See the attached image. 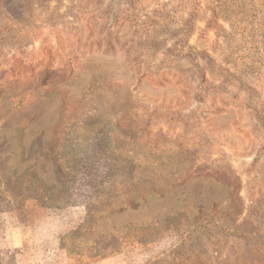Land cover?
I'll return each mask as SVG.
<instances>
[{
    "label": "rangeland",
    "instance_id": "1",
    "mask_svg": "<svg viewBox=\"0 0 264 264\" xmlns=\"http://www.w3.org/2000/svg\"><path fill=\"white\" fill-rule=\"evenodd\" d=\"M0 89V264H264V0H0Z\"/></svg>",
    "mask_w": 264,
    "mask_h": 264
},
{
    "label": "trees",
    "instance_id": "2",
    "mask_svg": "<svg viewBox=\"0 0 264 264\" xmlns=\"http://www.w3.org/2000/svg\"><path fill=\"white\" fill-rule=\"evenodd\" d=\"M52 72H50V74H52ZM2 93V90L0 89V95ZM110 142V144L113 145ZM104 144L99 142L98 146H103ZM156 154V153H155ZM151 156V155H148ZM154 157L151 156V159H147L145 161L144 166H148V167H154V172H162L161 176H159L160 178H162L165 182H167V178L165 176V174H167V168L162 167L161 164H159L160 159H158L157 161H154ZM202 166H196L192 171L185 173L183 175L180 176H173L171 177V180L173 181V183H175L176 181L179 182L178 184L173 185V187H176L177 185H183L186 182L190 181V180H198V179H206V180H211L217 184H220L222 186H224L228 192V196H229V209L231 210V207H233V204L238 202L239 197H238V190H239V180L238 178L234 177V175L232 174V172L230 170H224V169H218V168H203V170H201ZM161 169V170H160ZM155 187L154 186H150L149 188H147L146 196L149 198H153L154 196H162V194H160L159 192H157L158 189L154 190ZM163 187L161 186L159 190H162ZM129 204V203H128ZM132 204V203H131ZM123 208H127L126 207H121V209Z\"/></svg>",
    "mask_w": 264,
    "mask_h": 264
},
{
    "label": "crops",
    "instance_id": "3",
    "mask_svg": "<svg viewBox=\"0 0 264 264\" xmlns=\"http://www.w3.org/2000/svg\"><path fill=\"white\" fill-rule=\"evenodd\" d=\"M16 242V241H18V235H16V231L15 232H12V242ZM5 248H8V247H5ZM9 248H16L13 244H12V246L11 247H9Z\"/></svg>",
    "mask_w": 264,
    "mask_h": 264
}]
</instances>
